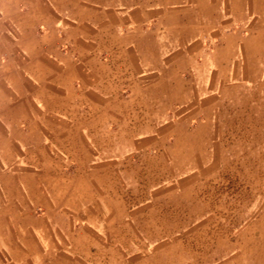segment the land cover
<instances>
[{"label":"crops","instance_id":"obj_1","mask_svg":"<svg viewBox=\"0 0 264 264\" xmlns=\"http://www.w3.org/2000/svg\"><path fill=\"white\" fill-rule=\"evenodd\" d=\"M261 2L0 0V264H133V154L261 82Z\"/></svg>","mask_w":264,"mask_h":264},{"label":"rangeland","instance_id":"obj_2","mask_svg":"<svg viewBox=\"0 0 264 264\" xmlns=\"http://www.w3.org/2000/svg\"><path fill=\"white\" fill-rule=\"evenodd\" d=\"M258 8L264 20V0ZM251 80L176 109L135 150L133 223L118 230L134 240L133 264H264V78ZM125 254L118 250L117 264Z\"/></svg>","mask_w":264,"mask_h":264}]
</instances>
